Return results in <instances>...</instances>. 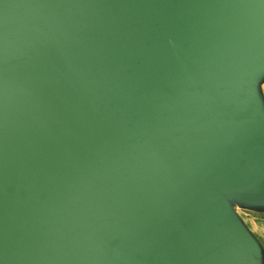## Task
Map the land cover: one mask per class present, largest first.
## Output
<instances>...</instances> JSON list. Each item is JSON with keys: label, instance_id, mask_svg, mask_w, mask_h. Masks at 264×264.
<instances>
[{"label": "water", "instance_id": "95a60500", "mask_svg": "<svg viewBox=\"0 0 264 264\" xmlns=\"http://www.w3.org/2000/svg\"><path fill=\"white\" fill-rule=\"evenodd\" d=\"M0 264H264V0H0Z\"/></svg>", "mask_w": 264, "mask_h": 264}]
</instances>
